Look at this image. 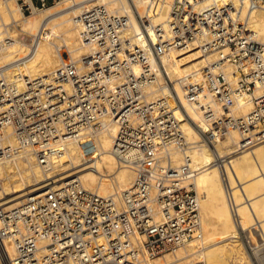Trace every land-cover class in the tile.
I'll list each match as a JSON object with an SVG mask.
<instances>
[{"label":"built area","instance_id":"obj_1","mask_svg":"<svg viewBox=\"0 0 264 264\" xmlns=\"http://www.w3.org/2000/svg\"><path fill=\"white\" fill-rule=\"evenodd\" d=\"M60 1L32 0L38 9ZM126 1L127 7L119 3L115 9L84 6L81 39L90 49L86 71L61 50V68L52 81L0 78V163L14 162L21 149L46 169L65 154L69 142L108 118L117 127L112 152L135 175L117 199L88 191L73 178L60 189L28 195L18 206H1L0 200V258L10 264H150L202 238L199 197L188 182L193 172L186 164L176 167L171 157V148H187L177 107L164 96L148 100L146 89L164 75L161 87L173 93L182 112L162 57L191 45L203 54H218L208 79L214 104L232 103L244 92L254 93L257 85L264 88V41L241 21L245 7L247 12L261 8L264 0H240L238 7L174 0L164 22L156 17L167 0H147L141 7L139 0ZM18 2L23 13L32 12L25 0ZM132 17L150 44V56L128 33ZM227 63L235 76L227 75ZM195 94L194 88L186 92L189 99ZM205 112L213 113L211 107ZM223 124L211 133L238 130L243 137L239 148L264 141V93L254 98L245 118L231 117ZM10 133L17 145L8 142ZM205 137L223 171L210 135ZM229 200L237 219L230 194ZM8 242L15 247L13 257Z\"/></svg>","mask_w":264,"mask_h":264},{"label":"bare ground","instance_id":"obj_2","mask_svg":"<svg viewBox=\"0 0 264 264\" xmlns=\"http://www.w3.org/2000/svg\"><path fill=\"white\" fill-rule=\"evenodd\" d=\"M14 1L0 0V78L5 76L12 79L19 75L31 79L44 78L46 82L56 78L62 63L60 51L64 47L78 69H88L90 49L81 39V18L87 3L106 4L111 9H115L119 3L127 7L126 0H62L56 5L38 9L32 0H25L32 7V12L27 16L21 10V5L17 6ZM195 1L203 7L211 3L221 7H238L240 2ZM145 2L147 0H139L137 4L141 7ZM173 2L174 0H167L168 5L158 15V4L153 5L152 13L157 15L156 22L165 21ZM69 10H74V17ZM131 20L133 26L128 33L134 37V44L150 56V44L140 35L136 19L132 17ZM241 21L246 22L248 33H255L260 41H264V6L249 12L245 7ZM49 25L52 27L50 30ZM14 31L29 38L34 37L36 43L30 45L26 41L21 42L13 37ZM217 59V53L203 54L194 45L173 50L162 57L165 76L173 83L183 113L173 93L167 91L166 87H161L165 81L164 75H159L158 85L146 89L148 100L164 96L173 108L177 107L176 116L187 148L185 151L171 148V157L176 167L186 164L193 172V177L188 182L199 197L202 228L200 240H193L176 254H166L149 262L150 264H255L247 262L246 254L236 240L232 247L212 246L221 237L231 236L236 239L249 230L264 234V141L239 148L243 137L238 130L226 128L211 132L212 129L224 128L226 119H243L250 114L254 98L262 95L264 88L257 85L254 93L244 92L232 103L214 104L208 79L216 69ZM224 69L229 76L237 74L229 63ZM64 86L69 88L68 84ZM193 88L196 89L195 97L189 99L186 92ZM207 107H211L213 111L209 116L205 112ZM103 130L101 134H95ZM116 133V125L110 119H104L95 131L87 132L81 138L69 142L65 154L54 158L46 169L39 166L28 151L19 149L14 162L0 163L1 206H18L28 195L39 190L60 189L71 178H77L88 191L120 198L121 193L134 181L135 175L121 165L112 152ZM206 134L210 135L215 145L223 171L216 163L212 146L207 139L204 140ZM8 142L17 145L11 133ZM229 194L234 200L237 219L232 213ZM7 249L10 257H13L15 247L12 242L7 243ZM260 251L263 263L259 264H264V251ZM0 264L10 262L0 258Z\"/></svg>","mask_w":264,"mask_h":264},{"label":"rangeland","instance_id":"obj_3","mask_svg":"<svg viewBox=\"0 0 264 264\" xmlns=\"http://www.w3.org/2000/svg\"><path fill=\"white\" fill-rule=\"evenodd\" d=\"M15 2V4L17 5V4H19V2H18V0H15L14 1ZM56 5V4H55ZM18 6V5H17ZM50 6H52V5H50ZM74 10H77V9H74ZM73 10V11H74ZM72 10H69V12L71 13V16L72 17H74V14H72V12H73ZM27 16H29V13H27ZM43 18H44V16L42 17V22L44 21L43 20ZM53 24V23H52ZM52 27H51V25H49L48 26V29L50 30ZM13 37L14 38H16V39H18V40H20L21 42L23 41H26L28 44L30 43V45H34L36 42H35V38L34 37H31V38H29L27 35H25V34H20V33H18L17 31H14L13 32ZM63 48V47H62ZM64 50H62V51H64V52H66L67 53V48H63ZM62 54H63V52H62ZM197 124V123H196ZM104 130H106V129H104ZM104 130L103 131H101L100 133H95L96 135H99V134H101L102 132H104ZM206 138H204V140H205ZM207 141V140H206ZM205 141V142H206ZM76 177V176H75ZM72 179V178H71ZM130 186V185H129ZM252 231V230H251ZM250 230L249 231H246V233L244 232L243 234L244 235H242V237H240V238H233V237H231V236H224V237H221V238H219L215 243H214V245L212 246V248H218V247H220L221 245H222V247L223 246H226V247H232L233 246V244H234V242H235V240L236 241H238V242H240V244H241V247H242V249L244 250V252H245V254H246V257H247V262L248 263H255V264H259V263H263L262 261H263V254H260L261 253V251H260V249H262V251H264V234L262 235V232H258V234H257V232L256 231H252L251 232ZM248 232H251V233H248ZM255 233V234H254ZM253 234V235H252ZM251 235V236H250ZM246 236V237H245ZM254 236H256V237H254ZM247 238H248V240H247ZM254 239V241L252 242V240ZM251 241V242H250ZM253 245V246H252ZM224 248V247H223ZM256 248V249H255ZM258 252V253H257ZM156 260V259H155ZM154 260V261H155ZM259 260H261V261H259ZM153 263V262H152Z\"/></svg>","mask_w":264,"mask_h":264}]
</instances>
